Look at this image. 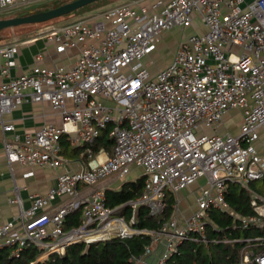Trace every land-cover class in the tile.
<instances>
[{
  "label": "built area",
  "instance_id": "1",
  "mask_svg": "<svg viewBox=\"0 0 264 264\" xmlns=\"http://www.w3.org/2000/svg\"><path fill=\"white\" fill-rule=\"evenodd\" d=\"M46 1L0 0V12ZM195 19L205 31L181 39L170 61L151 74L143 59L165 32L191 27ZM45 34L57 52L77 50L71 66L33 65L10 77L17 44L0 45V78H6L0 80L2 150L9 164L65 170L45 196H31L27 208L18 194L9 200L19 210L0 226V250L11 247L17 256L31 244L40 251L30 263L36 264L75 243L148 235L149 244L132 264H144L158 247L153 264H165L180 244L207 243L208 210L235 215L225 199L229 184L248 188L264 177L258 145L264 130V0H134ZM23 102H48L59 124L44 123L20 136L1 116ZM232 110L241 113L236 134L227 128L235 119L227 116ZM108 127L111 151L87 148L83 168L66 170L61 137L71 147H82ZM133 168L144 178L142 191L126 202L128 217L114 215L100 184L112 177L122 180ZM194 184L195 209L186 217L179 220L175 207L156 229L137 226L139 207L161 215L168 193ZM250 205L257 217L241 219L243 228L264 218L263 197L252 193ZM76 210L79 223L65 227ZM251 262L264 264V253L243 251L240 264Z\"/></svg>",
  "mask_w": 264,
  "mask_h": 264
},
{
  "label": "trees",
  "instance_id": "2",
  "mask_svg": "<svg viewBox=\"0 0 264 264\" xmlns=\"http://www.w3.org/2000/svg\"><path fill=\"white\" fill-rule=\"evenodd\" d=\"M107 1L94 2L59 18L79 14L91 7L103 5ZM66 2L69 1L56 0L52 2L50 7L35 9L31 12L54 8ZM57 19L40 23V25L51 23ZM2 32H0V41L10 38L1 36ZM108 129L109 127L102 130L91 144L82 147H89L93 152H97L100 148L111 151L113 141L107 135ZM61 145L62 153L65 154L66 152L68 155L81 149L80 147L71 148L64 137L61 140ZM143 179V176H139L135 180L123 182L118 189H106L105 204L110 208L119 207L115 210V214L128 217L130 209L126 202L136 198L141 193ZM252 193L264 198V177L250 181L248 188L230 183L225 199L235 215L231 216L226 211L210 208L205 223L207 243L186 241L178 246L176 252L172 253L165 264H240L243 251L253 254L264 253V218L260 217L257 223H250L245 228L241 227V219L257 217L250 205ZM173 203V194L168 193L163 213L156 216L150 215L145 206L139 207L137 226L148 230L156 229L162 220L170 216ZM79 221L80 210H76L65 219V227L75 226ZM149 242L150 236L138 235L124 238L115 237L89 244L75 243L68 246L64 254L50 253L45 260L36 264H132L131 258L141 255ZM10 250L11 247H4L0 250V264H30L36 260L40 253L31 244L25 246L17 256H12ZM250 264L256 263L251 262Z\"/></svg>",
  "mask_w": 264,
  "mask_h": 264
},
{
  "label": "crops",
  "instance_id": "3",
  "mask_svg": "<svg viewBox=\"0 0 264 264\" xmlns=\"http://www.w3.org/2000/svg\"><path fill=\"white\" fill-rule=\"evenodd\" d=\"M2 13L4 12H0V14ZM175 29L176 28H172L171 30L165 32L164 36L162 37L170 35ZM204 31L205 28L202 27L199 24V21L195 19L193 25L184 29L181 36L172 43V48L175 50L178 42L187 35L194 32L201 33ZM11 40L16 42L17 52L15 56V66L9 70L10 77H15L22 74L33 65H38L40 67L46 68L69 67L77 56V50L75 49L67 50L66 52H57L55 50L54 42L51 41V39L45 33H35L33 35L26 34L19 37L12 36L5 41H0V45L5 44ZM172 54L173 53H171L168 62L170 61ZM3 62L4 59L0 56V65ZM168 62H166L160 68L164 67ZM0 80H6V78H0ZM234 115L236 117L238 116L241 121V113L239 111H235ZM1 119L4 122L13 123L15 132L20 136H23L24 133L35 132L44 123L59 124V117L48 102H23L11 111L3 113ZM2 135L3 133L0 129V226L16 217L18 214V205L9 202V200L13 198L15 194L19 195L22 201V207L27 208L30 204V197L37 195L45 196L47 190L55 185L57 175L65 170L64 168L52 169L45 166L22 167L17 163L9 164L2 150ZM5 136L7 139H11L10 133H6ZM63 137L66 139L65 136H62L61 140ZM258 145L260 150L264 152V130L259 131ZM80 148L82 150L79 149L77 152L75 151L74 153L68 155L66 152L65 154L62 153L61 145L60 155L65 162L66 170L73 172L83 168V164L87 160L86 149L89 147ZM29 171L32 172V175L24 176V174ZM125 181L126 180L124 179L120 180L116 177H112L104 180L100 185L104 187V190L118 189L120 185ZM197 185L194 184L179 191L176 194H173L174 203L172 205L173 208L170 216L174 213V210H176L175 207H177L178 209L177 216L179 217V220H181V218L183 217H186L189 212H192L195 209V190L197 189ZM189 195H191L193 201L192 203L187 205L185 199L190 197ZM56 202L57 200L53 201L51 205H54ZM186 207L188 208V210L186 209ZM117 208L119 207H116L115 210ZM185 209L186 212L183 211ZM114 215H116L115 212ZM161 250L162 247H158L151 256L145 258L144 264L155 263L161 253ZM46 258L47 256L43 257L40 261H43Z\"/></svg>",
  "mask_w": 264,
  "mask_h": 264
},
{
  "label": "rangeland",
  "instance_id": "4",
  "mask_svg": "<svg viewBox=\"0 0 264 264\" xmlns=\"http://www.w3.org/2000/svg\"><path fill=\"white\" fill-rule=\"evenodd\" d=\"M53 1H56V0H48V1L42 2L40 4L26 5L24 7H20L18 9L11 10L9 12H4V13L0 14V17H12V16H15V15L22 13V12L33 11L35 9H41L43 7H50V5H52ZM66 1H71V0H66ZM132 1H134V0H108L103 5H100L97 7H91L87 11H83L79 14L72 15V16H69L67 18H58L57 20L52 21L51 23H48V24H42V25H40V24L39 25L26 24V25L17 26L15 28L6 29L1 33V36H6V37L7 36L8 37L17 36V37H19L21 35H26V34H32L33 35L35 33H47L52 28H55V27L57 28L63 24H67V23H70L73 21L82 20V19H86V18L95 16V15L99 14L100 12L106 10L107 8L117 6L120 4H124V3H128V2H132ZM183 30L184 29L176 28L175 30H173V32L170 35H168L166 37H162V40L159 43L157 49L155 51H153L149 56H147L143 59L142 62L146 65V67L149 69L151 74H154L158 69H160V67L162 65H164L166 62H168V59H169L171 53L174 52V49L172 48V43L178 37L181 36ZM163 36H164V34H163ZM234 114H235V110L228 112L227 116H231V117L234 116L233 118H235V119H233V121L231 120V121L227 122V128L231 133L236 134L237 133V127L239 126V123H240V119L238 118V116L236 117ZM202 129H204V128H202ZM205 131L208 132L207 130H205ZM140 174L141 173L139 172L138 169L133 168L125 176L124 180H126V181L134 180V179L138 178L140 176ZM189 196L190 197L185 199L187 205H189L193 201V198L191 197V195H189ZM186 209L188 210L187 207H186ZM186 209L183 211L186 212Z\"/></svg>",
  "mask_w": 264,
  "mask_h": 264
},
{
  "label": "water",
  "instance_id": "5",
  "mask_svg": "<svg viewBox=\"0 0 264 264\" xmlns=\"http://www.w3.org/2000/svg\"><path fill=\"white\" fill-rule=\"evenodd\" d=\"M100 0H72L43 11H26L12 17L0 18V32L26 24H40L72 13Z\"/></svg>",
  "mask_w": 264,
  "mask_h": 264
}]
</instances>
